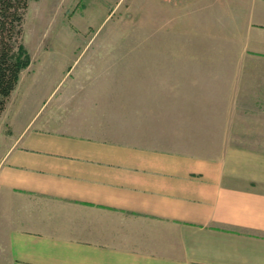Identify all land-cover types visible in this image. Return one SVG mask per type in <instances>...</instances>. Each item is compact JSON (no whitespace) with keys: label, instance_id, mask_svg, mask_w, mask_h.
Returning a JSON list of instances; mask_svg holds the SVG:
<instances>
[{"label":"crops","instance_id":"crops-1","mask_svg":"<svg viewBox=\"0 0 264 264\" xmlns=\"http://www.w3.org/2000/svg\"><path fill=\"white\" fill-rule=\"evenodd\" d=\"M251 26L264 54V0ZM17 88L0 114L11 264H264V147L143 146L58 115L99 112L73 95Z\"/></svg>","mask_w":264,"mask_h":264},{"label":"rangeland","instance_id":"rangeland-1","mask_svg":"<svg viewBox=\"0 0 264 264\" xmlns=\"http://www.w3.org/2000/svg\"><path fill=\"white\" fill-rule=\"evenodd\" d=\"M252 3L29 0L28 64L10 101L26 90L55 101L73 95L71 103L99 112L58 115L169 151L215 157L227 144L264 147V54L253 46ZM5 213L0 205V264H11Z\"/></svg>","mask_w":264,"mask_h":264},{"label":"trees","instance_id":"trees-1","mask_svg":"<svg viewBox=\"0 0 264 264\" xmlns=\"http://www.w3.org/2000/svg\"><path fill=\"white\" fill-rule=\"evenodd\" d=\"M29 0H0V114L28 64L21 43Z\"/></svg>","mask_w":264,"mask_h":264}]
</instances>
